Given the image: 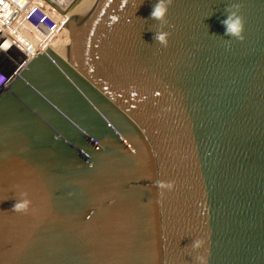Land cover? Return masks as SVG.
<instances>
[{
	"label": "water",
	"instance_id": "water-1",
	"mask_svg": "<svg viewBox=\"0 0 264 264\" xmlns=\"http://www.w3.org/2000/svg\"><path fill=\"white\" fill-rule=\"evenodd\" d=\"M154 3L86 0L0 95V264H264V0Z\"/></svg>",
	"mask_w": 264,
	"mask_h": 264
},
{
	"label": "built area",
	"instance_id": "built-area-1",
	"mask_svg": "<svg viewBox=\"0 0 264 264\" xmlns=\"http://www.w3.org/2000/svg\"><path fill=\"white\" fill-rule=\"evenodd\" d=\"M70 0H0V95L70 20ZM57 5V6H55Z\"/></svg>",
	"mask_w": 264,
	"mask_h": 264
},
{
	"label": "clouds",
	"instance_id": "clouds-1",
	"mask_svg": "<svg viewBox=\"0 0 264 264\" xmlns=\"http://www.w3.org/2000/svg\"><path fill=\"white\" fill-rule=\"evenodd\" d=\"M169 0H155L152 6L150 17L157 21L164 22L167 14ZM224 26V33L228 37L242 39L243 33V20L239 15L235 2L229 7L228 15L221 20ZM168 33L166 31H157L154 33V39L161 45H166ZM227 44V42H226ZM29 200L27 198H21L15 201L12 208L15 211H25L29 206ZM200 241L194 240L192 242L193 249L200 246Z\"/></svg>",
	"mask_w": 264,
	"mask_h": 264
},
{
	"label": "bare ground",
	"instance_id": "bare-ground-1",
	"mask_svg": "<svg viewBox=\"0 0 264 264\" xmlns=\"http://www.w3.org/2000/svg\"><path fill=\"white\" fill-rule=\"evenodd\" d=\"M85 2H86V0H82V1H81V3L79 4V6L77 7V9H76V10L74 9V11H73V15H72L71 18H75V17L77 16V14L79 13L80 9L82 8V6L84 5ZM70 14H71V13H70ZM70 14H69V16H71ZM70 22H71V21L69 20L67 26L64 28V30H62L61 34H60L59 36H56V37L53 39V42H52V44H51V46H50V48H51L52 50L55 49L54 46H53L54 43H55V41L58 40V39H60V38H62V37H63L62 35L65 34L64 32H66L67 29L69 28Z\"/></svg>",
	"mask_w": 264,
	"mask_h": 264
},
{
	"label": "rangeland",
	"instance_id": "rangeland-1",
	"mask_svg": "<svg viewBox=\"0 0 264 264\" xmlns=\"http://www.w3.org/2000/svg\"><path fill=\"white\" fill-rule=\"evenodd\" d=\"M81 1L82 0H73L70 4H69V6L67 7V9H66V12H70L71 14V16L69 17L70 18V21H71V17H72V15H73V11H74V9L76 10L77 9V7L79 6V4L81 3ZM55 6H57V5H55ZM65 33V32H64ZM63 36V35H62ZM61 40V38L60 39H58V40H56L55 41V43H54V48H56V46L58 45V43H59V41Z\"/></svg>",
	"mask_w": 264,
	"mask_h": 264
},
{
	"label": "crops",
	"instance_id": "crops-1",
	"mask_svg": "<svg viewBox=\"0 0 264 264\" xmlns=\"http://www.w3.org/2000/svg\"><path fill=\"white\" fill-rule=\"evenodd\" d=\"M70 1V0H69ZM71 1H73V0H71Z\"/></svg>",
	"mask_w": 264,
	"mask_h": 264
}]
</instances>
